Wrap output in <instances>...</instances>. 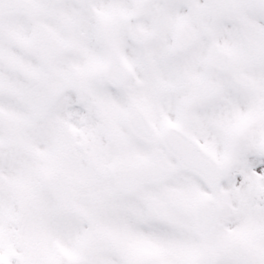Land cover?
Returning <instances> with one entry per match:
<instances>
[{
  "label": "snow or ice",
  "instance_id": "1",
  "mask_svg": "<svg viewBox=\"0 0 264 264\" xmlns=\"http://www.w3.org/2000/svg\"><path fill=\"white\" fill-rule=\"evenodd\" d=\"M0 264H264V0H0Z\"/></svg>",
  "mask_w": 264,
  "mask_h": 264
}]
</instances>
